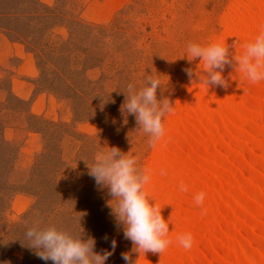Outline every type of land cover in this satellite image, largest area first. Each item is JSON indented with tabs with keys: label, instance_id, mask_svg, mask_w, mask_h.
Here are the masks:
<instances>
[{
	"label": "rangeland",
	"instance_id": "1",
	"mask_svg": "<svg viewBox=\"0 0 264 264\" xmlns=\"http://www.w3.org/2000/svg\"><path fill=\"white\" fill-rule=\"evenodd\" d=\"M254 1L0 0V264H46L21 242L33 223L84 233L101 253L115 239L105 264H125V252L137 258L85 160L115 146L152 172L175 114L205 76L187 45L224 43L226 17ZM156 73L157 99L173 111L152 147L121 106L129 83L139 90Z\"/></svg>",
	"mask_w": 264,
	"mask_h": 264
},
{
	"label": "bare ground",
	"instance_id": "2",
	"mask_svg": "<svg viewBox=\"0 0 264 264\" xmlns=\"http://www.w3.org/2000/svg\"><path fill=\"white\" fill-rule=\"evenodd\" d=\"M224 25L231 59L264 28V0L241 4ZM223 75L227 88L200 82L182 102L159 149L147 192L172 243L144 264H264V81L250 83L234 60ZM183 233L190 249L176 239Z\"/></svg>",
	"mask_w": 264,
	"mask_h": 264
},
{
	"label": "clouds",
	"instance_id": "3",
	"mask_svg": "<svg viewBox=\"0 0 264 264\" xmlns=\"http://www.w3.org/2000/svg\"><path fill=\"white\" fill-rule=\"evenodd\" d=\"M234 46V45H233ZM240 55L229 57V46L220 42H212L201 46L190 42L187 45L186 56L191 62L200 59L203 62L202 71L205 76L199 80L209 89L210 86L227 88L228 83L223 75L226 65L234 60L238 70L246 79L256 84L264 81V28L254 41L246 43ZM185 56V55H184ZM191 80L192 69H185ZM162 87L160 75H148L145 85L139 90L129 83L125 94V102L121 112L134 115L137 125L147 134L150 146L155 147L164 137L165 129L162 118L173 111V104L168 98L157 99V89ZM88 174L96 185L107 188L112 199L109 205L117 225L122 226L123 236L133 244L137 258L125 252L121 258L125 264H137L141 256L147 253L161 254L171 245L169 223L162 215V208L150 200L145 191L151 179V169L138 167V158L130 152L123 153L118 147H107L99 150L93 157V162L85 160ZM166 174L161 170V175ZM181 191L187 188L181 184ZM204 193L195 196L197 205L203 203ZM111 201H115L112 203ZM24 246L33 251L41 260L51 261L52 264H105L113 254L116 240L111 241L112 251L102 253L95 251V239L85 238L83 234H74L58 229L55 226L40 227L33 223L25 232ZM184 249H190L193 244L191 233H183L176 237Z\"/></svg>",
	"mask_w": 264,
	"mask_h": 264
},
{
	"label": "trees",
	"instance_id": "4",
	"mask_svg": "<svg viewBox=\"0 0 264 264\" xmlns=\"http://www.w3.org/2000/svg\"><path fill=\"white\" fill-rule=\"evenodd\" d=\"M2 12V11H1ZM0 12V13H1ZM2 13H4V12H2ZM9 13V12H8ZM5 14H6V12H5ZM5 14H2V15H5ZM7 15V14H6ZM5 25L4 24H0V27L2 28V27H4ZM64 77H66L65 75H64Z\"/></svg>",
	"mask_w": 264,
	"mask_h": 264
}]
</instances>
